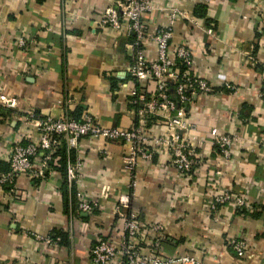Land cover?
<instances>
[{
  "label": "crops",
  "instance_id": "0c3cea01",
  "mask_svg": "<svg viewBox=\"0 0 264 264\" xmlns=\"http://www.w3.org/2000/svg\"><path fill=\"white\" fill-rule=\"evenodd\" d=\"M153 1L156 9L144 16L148 30L169 25L170 9L185 12L173 25L171 46H187L193 74L215 87L196 95L188 111L198 127L190 143L199 166L183 175L168 155L156 154L140 163L133 190L124 168L126 144L83 138L77 150L63 147L53 175L20 174L14 187L0 190V264H92L93 245L122 236L114 207L131 192L126 213L144 223L145 233L153 225L164 227L162 255L193 258L189 264H264V0H212L204 16L197 13L199 0ZM111 3L0 0V94L19 100L17 109L0 108V173L10 170L9 152L28 134L24 119L30 112L79 121L88 113L107 128L137 125L134 100L151 94L154 85L131 77L134 38L128 22L120 31L99 26ZM20 37L28 41L26 48L17 46ZM145 54L157 59L154 42L145 44ZM212 128L236 139L228 161L212 145ZM147 131L164 134L167 124L149 121ZM63 152L66 167L83 163L76 187L68 185L66 167L59 169ZM220 190L246 197L248 206L228 203L213 211L209 202ZM78 193L99 209L81 212ZM53 235L63 244L44 241ZM238 238L247 242L242 257L230 246Z\"/></svg>",
  "mask_w": 264,
  "mask_h": 264
},
{
  "label": "built area",
  "instance_id": "2783aa9c",
  "mask_svg": "<svg viewBox=\"0 0 264 264\" xmlns=\"http://www.w3.org/2000/svg\"><path fill=\"white\" fill-rule=\"evenodd\" d=\"M209 5L212 0H199ZM156 5L153 0H112L100 20V27L115 31L122 29L124 21L128 22V32L134 38L132 49L133 62L129 69L132 79L139 83H151L154 91L151 94L140 93L134 100L137 125L131 129L107 128L93 116L86 113L82 119L75 120L67 116L54 118L40 116L30 112L24 123L28 134L16 142L8 155L10 170L0 173V190L15 185L17 175L25 174L31 179H45L53 175L57 157L55 154L61 146L77 150L83 138L122 142L128 148L124 156V168L130 178L129 188L138 186V168L141 162L151 161L156 154L168 155L171 164L183 175H192L200 164L194 147L190 143V132L198 127L188 119L190 105L196 95L211 94L213 87L205 79L192 72L193 56L184 44L172 48L173 25L185 12L170 9V23L166 27L150 32L144 16L153 12ZM211 33V30H209ZM154 42L157 47V59L149 60L145 54V44ZM17 46L26 48L28 41L19 38ZM232 93L237 91L234 85L226 84ZM259 96L264 99V84ZM0 108L17 109L19 100L0 94ZM163 119L167 131L161 135H152L147 131L149 121ZM211 142L224 160L232 157L236 139L229 134L221 133L217 128L209 131ZM83 163L70 164L66 171V180L70 187H76L82 177ZM217 171L216 175L221 176ZM78 209L85 213H94L99 209L97 202H91L78 193ZM132 192L118 197L114 210L121 220L122 236L119 241L99 240L90 250L92 264H189L190 257L164 256L161 254L164 227L153 225L145 233L144 223L126 210L130 206ZM232 203L237 209H244L249 201L244 196L232 195L229 191H218L209 202V207L216 211L219 206ZM41 239L40 237H36ZM48 245H59V239L47 237ZM230 246L240 257L247 254V242L234 239ZM251 256V255H250Z\"/></svg>",
  "mask_w": 264,
  "mask_h": 264
},
{
  "label": "trees",
  "instance_id": "16d2710c",
  "mask_svg": "<svg viewBox=\"0 0 264 264\" xmlns=\"http://www.w3.org/2000/svg\"><path fill=\"white\" fill-rule=\"evenodd\" d=\"M207 5H204V4H199V12H197L198 14H199V16H204L205 15V13H206V7ZM76 120V119H75ZM63 147H65L64 145L63 146H61L58 150H57V152H56V154H55V157H58V155H60V151H61V149L63 148ZM61 156H62V158H60V161H59V169L61 170V172L63 173V171L65 170V167H66V161H64L65 160V155H64V152L61 154ZM63 161V162H62ZM61 162H62V164H61ZM10 167V166H9ZM55 168V166L53 167V169ZM66 171H67V167H66ZM3 172V171H2ZM1 172V173H2ZM6 172H8V171H6ZM6 172H3V173H6ZM65 176H66V172H65V174H64ZM6 189H9L10 188V186H7V187H5ZM96 212V211H95ZM53 240H57V239H59V243L58 244H63V239L61 238V236H54L53 235V237H51Z\"/></svg>",
  "mask_w": 264,
  "mask_h": 264
}]
</instances>
